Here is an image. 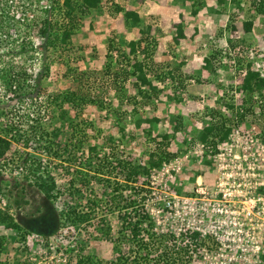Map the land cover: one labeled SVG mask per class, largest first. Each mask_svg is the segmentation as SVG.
Segmentation results:
<instances>
[{
  "label": "rangeland",
  "instance_id": "374dc122",
  "mask_svg": "<svg viewBox=\"0 0 264 264\" xmlns=\"http://www.w3.org/2000/svg\"><path fill=\"white\" fill-rule=\"evenodd\" d=\"M113 1L102 0L100 12L74 13V35L52 48L45 46L36 26L50 0H0V75L11 81L5 85L0 76V134L10 141L0 156V209L6 208L20 227L0 223V264H77L81 247V253L89 251L102 264H110L116 260L113 250L120 230H130L141 205L149 210L154 231L150 237L142 231L143 243L170 242L186 264H264V88L241 90L242 69L236 62L239 57L264 76V12L252 10L251 0L213 2L220 12L206 15L205 32L188 33L185 46L170 38L171 31L161 36L156 30L157 46L150 47L154 51L144 61L159 93L150 91L153 96L148 98L133 85V76L114 83L103 72L109 62L112 71L125 65L123 55L128 52L126 43L118 42L123 37L116 17L127 3ZM111 18L117 24L106 22ZM160 18L148 15L154 30L163 28ZM250 19L253 25L246 31L243 23ZM141 49L135 56L128 54V70L142 58ZM207 56L212 72L204 68ZM181 61L184 89L163 75L168 68L178 70ZM23 70L31 74L26 91L34 87L38 94H21ZM154 72L164 77L155 79ZM76 88L97 95L101 104L67 103L63 91ZM62 109L69 111L70 120L60 118ZM221 119L229 128L226 138L216 140L215 147L209 142L201 146L198 131ZM177 120L183 123L179 130L173 128ZM39 136L40 145L52 143L51 151L37 149ZM54 149L64 158L55 156ZM153 151H169L174 157L140 175L142 184L125 185L128 165H147ZM88 155L105 159L103 171L86 165ZM33 159L42 165L34 168ZM77 169L86 172V182L72 185ZM40 175L53 177L57 198L44 196L36 184ZM207 200L214 207L205 205ZM194 202L205 209L192 212ZM71 205L84 212L95 207L94 215L75 229L59 216ZM119 243L121 252L132 258L129 242Z\"/></svg>",
  "mask_w": 264,
  "mask_h": 264
},
{
  "label": "trees",
  "instance_id": "16d2710c",
  "mask_svg": "<svg viewBox=\"0 0 264 264\" xmlns=\"http://www.w3.org/2000/svg\"><path fill=\"white\" fill-rule=\"evenodd\" d=\"M101 1L102 0H62L61 4L59 3V0H50L51 5L49 9H45L46 15L40 19V21L37 23L38 27V34H41L42 37L45 39V46L47 47H52L56 48L58 45L61 44H66L71 36L74 34L75 29L73 26V23L71 22V18L73 17L74 13H79L80 16H83L85 12L88 10H94L97 12H100L101 8ZM202 5V3H201ZM250 7L252 10H255L256 13L258 12H264V2L263 0H251L250 1ZM193 12H196L193 10ZM216 12H220L219 10H216ZM3 14H0L2 16ZM65 18L64 22H61L59 19L61 16ZM71 22V23H70ZM124 22L126 26H138L141 38L137 41H129L126 43L128 46V52L124 53L123 58L125 59L126 63L125 65L122 64L121 68L113 69L112 71V63L109 62L107 64V67L103 70V72H106L107 74H110V77L114 81V83L119 82L121 80H126L128 77L133 76L134 77V82L133 85L137 87V90L140 93H144L147 95L148 98H151L153 93L155 94L159 93L158 88L154 85V83L148 78L147 73L145 71L146 69V63L144 60H146L149 57V54L154 51V49H150L153 45L157 46V41L154 39L153 36H149V32L151 29V26L145 25L142 20L140 19L138 13L134 10H125L124 11ZM36 24V23H34ZM244 29L246 31H250L253 25L252 19L245 21L244 23ZM75 25V24H74ZM175 33L173 35V38L176 42H179L180 38L184 37V32H183V24L181 22L174 23L173 24ZM59 27V28H58ZM59 29V30H57ZM144 36V37H143ZM153 38V39H152ZM152 39V40H151ZM30 42V41H29ZM119 44H124V40L121 39V41H118ZM31 43V42H30ZM144 44L143 47H141V44ZM24 45H22L23 47ZM110 47V46H109ZM142 48L141 50V59L138 61L134 62V67L132 69H127V64H129V55H137L139 49ZM144 55V56H143ZM205 63H204V68L208 69L210 72H212L214 69L213 64L211 62V57L207 56L205 57ZM237 64H239V68L242 69L241 71V76H240V87L241 90L248 92V93H253V92H260L264 88V76H261L260 73L257 70L252 69L249 67V63L246 62L244 64L242 62V59L239 57L236 58ZM116 63V62H115ZM184 65V63L181 61L178 65L177 69H172L168 68V72H164L163 75L169 74V76L175 80L178 86L182 87L183 89L185 88V85H183V82L185 79L181 78V71L180 68ZM45 72L48 73L49 67L45 66ZM119 69H121V72H119ZM122 74V77H121ZM154 77L156 78H163L164 76L160 77L162 73H156L154 72ZM1 78H3L5 85L10 84L11 81H8L5 75H0ZM31 78V74H28L25 70L21 72V94H23V91L29 92L30 95L38 94V89L35 91L34 87H31L32 89L28 88L27 86L24 87V83L28 81ZM190 79L191 77H187ZM197 80H199L197 78ZM35 81V85H39V80ZM146 86V90L143 89L142 87ZM11 88V85L10 87ZM176 88V87H174ZM43 89V88H42ZM122 87L120 88L121 91ZM151 89V90H150ZM152 91V94L149 92ZM122 95L124 93L121 92ZM62 96L65 98V101L67 103L71 104L72 106H77L79 105L82 101H87L90 102L91 104H101V101L99 100V97L97 95H89V93H81L80 88L79 89H72L68 91H63ZM120 98V97H119ZM167 98L173 99L180 101L181 97L179 98L176 95H167ZM222 98V97H220ZM219 98V99H220ZM229 107L233 108L232 104H228ZM61 112L59 113L60 118L63 120L67 119L69 117V111L67 109H62L60 110ZM70 120V117H69ZM144 120H149V118H145ZM174 119H171L173 121ZM139 124V122H138ZM183 123L180 122V120H177L176 123H174L173 128L176 130L180 126H182ZM179 130V129H177ZM229 131L228 127H225V119H221V121H215L214 123L210 122L203 128H201L198 132V141L201 143L209 142L212 143V146H216V140H223L226 138L227 133ZM54 136H56V132L54 133ZM42 137H38V144L39 146L37 149L41 148V151H51V145L52 143L49 142L48 146L46 145H40L42 144L41 142ZM26 139V143H27ZM10 146V141L4 137V135L0 134V156L3 155V153L9 148ZM60 146V145H58ZM78 145L77 147H79ZM47 149V150H46ZM71 150V149H70ZM67 146H66V151L68 154H70V151ZM95 150L94 146H91L89 151L91 154H93ZM55 156H58L59 158H64L63 154L60 152V150L55 151V149L52 151ZM174 157V153L169 152V151H153L149 155V160L147 162V165H141V164H130L128 165L129 173L125 176V185H127L128 181L130 182H135L136 184H142L140 183V175H148L149 170L153 167L159 166L163 162H168L171 158ZM97 158V159H96ZM87 163L86 165L88 167H92L96 172H101L103 171V166L106 165L104 162L105 159L101 157L95 156H90L88 155L87 157ZM67 160V159H66ZM69 161V160H68ZM34 168L37 166H41L42 163L39 160H32V163L30 164ZM95 172V173H96ZM86 172L83 170H75V173L72 174V180L70 183L73 185L75 182L80 181L85 183L86 180L85 176ZM145 181V180H144ZM89 182V181H88ZM39 187V189L43 192L44 196L48 199H54L57 198V195L54 194V189L56 187V183L53 179L52 176L50 177H45L44 175L39 176V180L36 183ZM118 188V187H115ZM144 189V187H142ZM59 193V191H58ZM135 202V201H134ZM95 204V201H93ZM130 203H133V201H130ZM94 208L88 209L87 212L84 211H79L76 207L73 205L71 206H66L63 208L62 211H60L59 216H62L63 223H70L72 226H75V229L78 228V225L82 223L83 221L88 220L91 215H94ZM138 209V211H137ZM135 211H137V220L134 221V224L129 225L128 227H131L130 230H120L122 236L119 239V241H128L129 246L127 247L129 251L134 252L133 257L129 258L125 254L124 251L121 252V244L119 241H116V244L114 246V252L117 253L116 260L111 261L110 264H186V260L181 254V251L177 248L175 251L171 250V244L168 242H163L162 239L157 242V243H152V244H147L143 243L145 240L141 236L142 231L150 236L153 235L152 231V217L149 213V210L144 207V205H141L139 208H137ZM124 212V211H123ZM148 220V223L146 224V228L144 229L143 223H145ZM126 223V221H124ZM0 223L7 226V227H13L15 229H19L20 227L13 221L12 217L10 214L7 212L6 208L0 209ZM128 224V223H127ZM150 232V233H149ZM24 234H22L23 236ZM1 239V237H0ZM148 239V238H147ZM170 239V238H168ZM166 241V237L164 239ZM138 244V247L136 249H132L135 245ZM1 245V244H0ZM79 246L78 244H76ZM124 246V245H123ZM78 254V260L77 264H102V260L99 258L95 257L93 254H91L89 251L83 252V247H81ZM163 249V250H162ZM82 250V251H81ZM141 250V251H140ZM162 250L163 252L161 255H154V259H151L152 254L155 252H158ZM73 251V250H72ZM156 256V257H155ZM153 260V261H151ZM70 261V260H69ZM47 264V263H45ZM54 264H63L62 262L56 261ZM64 264H70L67 260L65 261Z\"/></svg>",
  "mask_w": 264,
  "mask_h": 264
},
{
  "label": "crops",
  "instance_id": "0c3cea01",
  "mask_svg": "<svg viewBox=\"0 0 264 264\" xmlns=\"http://www.w3.org/2000/svg\"><path fill=\"white\" fill-rule=\"evenodd\" d=\"M216 1L219 0H114L113 2H116L118 4L127 3V5H119L120 9L116 14V17L120 21V25H117V27L119 28V32L122 33L121 36L123 37L125 43H128L129 41H137L141 38V34L139 31L140 27H130L125 25L124 11L130 9L138 13L140 19L145 25L151 26L149 36H156V30L161 33V36H163V32L169 31H171L172 35H174L175 29L173 24L181 22L183 24L184 37L179 39L178 46H185V43L183 42L188 39V33L196 34L197 31L199 35H202V33L205 32V30L202 29V27L205 26L206 23L203 19L206 18V20H208L206 15H216V13H218L216 12L217 8H215L216 4L214 6L211 5ZM193 10H195L196 12H193ZM98 14L99 13H97V15ZM150 14H159L161 16L160 20H162L163 28L154 30V27H152V25L147 20V17ZM95 19L97 20V18ZM196 21H199V23H196ZM95 22L98 23L97 21ZM106 22H112V24L114 25L116 23H113L112 18L107 20ZM172 35L170 38L174 40ZM154 38L158 43V39L156 37ZM164 38H167V36H164ZM104 40V37H102L100 41V43H103V51L107 48V43H104ZM180 101L181 103H184V101L186 100L181 97Z\"/></svg>",
  "mask_w": 264,
  "mask_h": 264
},
{
  "label": "built area",
  "instance_id": "2783aa9c",
  "mask_svg": "<svg viewBox=\"0 0 264 264\" xmlns=\"http://www.w3.org/2000/svg\"><path fill=\"white\" fill-rule=\"evenodd\" d=\"M201 146H206V145H205L204 143H202ZM207 201H208V200H207ZM194 203H195V205L193 204V206H191L190 208H192V212H195V213H196V211H199V210H201L202 208L205 209V205H207V204H208V207L212 205V202H211V201L205 202V205L198 204L197 202H194ZM214 205H215V204H213L212 207H214ZM204 218H205V217H204ZM204 218H203V219H204ZM189 227L192 228V226H189ZM193 230H195V229H193ZM197 230H199V227H198ZM197 230H196V231H197Z\"/></svg>",
  "mask_w": 264,
  "mask_h": 264
}]
</instances>
